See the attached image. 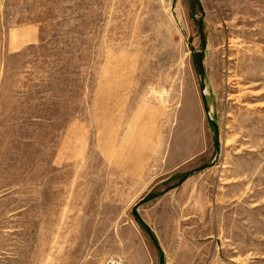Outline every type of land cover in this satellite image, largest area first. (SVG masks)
Returning <instances> with one entry per match:
<instances>
[{"label":"rangeland","instance_id":"374dc122","mask_svg":"<svg viewBox=\"0 0 264 264\" xmlns=\"http://www.w3.org/2000/svg\"><path fill=\"white\" fill-rule=\"evenodd\" d=\"M114 256L264 264V0H0V264Z\"/></svg>","mask_w":264,"mask_h":264},{"label":"built area","instance_id":"2783aa9c","mask_svg":"<svg viewBox=\"0 0 264 264\" xmlns=\"http://www.w3.org/2000/svg\"><path fill=\"white\" fill-rule=\"evenodd\" d=\"M103 264H121V260L118 257H109Z\"/></svg>","mask_w":264,"mask_h":264},{"label":"bare ground","instance_id":"6f19581e","mask_svg":"<svg viewBox=\"0 0 264 264\" xmlns=\"http://www.w3.org/2000/svg\"><path fill=\"white\" fill-rule=\"evenodd\" d=\"M205 92H206V90H205Z\"/></svg>","mask_w":264,"mask_h":264}]
</instances>
